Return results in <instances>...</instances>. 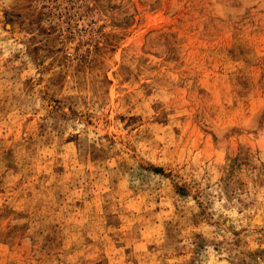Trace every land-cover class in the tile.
Masks as SVG:
<instances>
[{"label": "rangeland", "instance_id": "374dc122", "mask_svg": "<svg viewBox=\"0 0 264 264\" xmlns=\"http://www.w3.org/2000/svg\"><path fill=\"white\" fill-rule=\"evenodd\" d=\"M0 264H264V0H0Z\"/></svg>", "mask_w": 264, "mask_h": 264}]
</instances>
